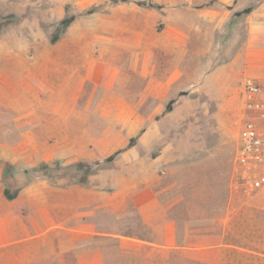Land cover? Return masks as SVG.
Returning a JSON list of instances; mask_svg holds the SVG:
<instances>
[{
	"label": "rangeland",
	"instance_id": "obj_1",
	"mask_svg": "<svg viewBox=\"0 0 264 264\" xmlns=\"http://www.w3.org/2000/svg\"><path fill=\"white\" fill-rule=\"evenodd\" d=\"M212 1L0 0V189L64 191L51 199L104 232L90 240L103 264H264V186L233 182L242 103L235 118L194 91L248 36V13L198 21ZM30 140L54 160L27 163Z\"/></svg>",
	"mask_w": 264,
	"mask_h": 264
},
{
	"label": "crops",
	"instance_id": "obj_2",
	"mask_svg": "<svg viewBox=\"0 0 264 264\" xmlns=\"http://www.w3.org/2000/svg\"><path fill=\"white\" fill-rule=\"evenodd\" d=\"M247 4L246 0H213L209 6L197 10L198 21L208 22L213 30L220 29L229 20L231 12L240 11L249 6ZM131 5L133 12L141 10L136 3L131 2ZM223 6L232 8L224 10ZM180 7H191V4ZM247 21L248 36L242 50L228 61L212 67L194 85V91L205 92L212 101L229 103L235 118L243 101L240 97L244 80L254 78L264 89V0L247 14ZM177 30L185 35L182 30ZM0 38L1 51L10 52V46L3 41L4 34L1 33ZM16 48L24 50L19 45ZM101 50L106 53L105 42ZM0 97H3L1 93ZM0 108L4 110L3 106ZM32 140L18 145L30 151L24 155L27 163L54 160L56 155L42 156L41 150L47 146L45 143ZM67 145L54 143L49 148L53 150ZM3 148L4 143H1L0 149ZM3 169L0 167L1 174ZM4 189L5 186L0 189V264H103L98 249L91 250L90 247L91 239L104 234L91 221L93 213L90 210L75 209L66 200L53 201L51 197L64 194V191H51L44 180L18 187L12 199L6 197ZM69 192L65 191L66 197ZM169 228L171 225L166 223L167 236Z\"/></svg>",
	"mask_w": 264,
	"mask_h": 264
},
{
	"label": "built area",
	"instance_id": "obj_3",
	"mask_svg": "<svg viewBox=\"0 0 264 264\" xmlns=\"http://www.w3.org/2000/svg\"><path fill=\"white\" fill-rule=\"evenodd\" d=\"M241 125L233 165V182L253 193L264 186V89L254 78L244 80Z\"/></svg>",
	"mask_w": 264,
	"mask_h": 264
},
{
	"label": "trees",
	"instance_id": "obj_4",
	"mask_svg": "<svg viewBox=\"0 0 264 264\" xmlns=\"http://www.w3.org/2000/svg\"><path fill=\"white\" fill-rule=\"evenodd\" d=\"M149 3H150L151 5H154V3H152V2H149ZM139 4H145V2L142 1V2H140ZM251 11H252V8H251V7H247V8H245L244 10H241V11H237V12H235V15H241L242 13H250ZM72 18H73V17H71V18H69V19H65V22H70V21L72 20ZM171 106H172V103L170 102V103L167 105V110H170ZM135 139H136L135 137H132V138H131V141H130V143H129V145H133ZM121 150H122V149L117 150L115 153H113V156L116 155V154H118ZM4 191H5V195H6L7 198L12 199V198L15 197V193H14V194L11 193V191H10L7 187H5Z\"/></svg>",
	"mask_w": 264,
	"mask_h": 264
}]
</instances>
